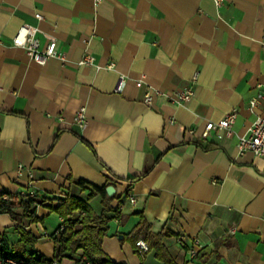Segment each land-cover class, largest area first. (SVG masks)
<instances>
[{
  "label": "crops",
  "instance_id": "0c3cea01",
  "mask_svg": "<svg viewBox=\"0 0 264 264\" xmlns=\"http://www.w3.org/2000/svg\"><path fill=\"white\" fill-rule=\"evenodd\" d=\"M24 23L38 26L41 47L54 39L65 60L39 64L14 46ZM86 53L93 61L78 63ZM186 87L193 94L179 100ZM262 89L264 0L219 9L213 0H0V199L15 215L0 211V235L54 257L64 199L104 209L82 179L115 188L106 194L119 216L109 212L101 239L115 264H264V157L240 151L236 134L200 136L231 109L232 129L245 132L262 112L249 105ZM80 107L83 125L74 122ZM24 189L36 192L35 219L23 213ZM141 218L147 230L135 236ZM137 239L150 243L144 256Z\"/></svg>",
  "mask_w": 264,
  "mask_h": 264
},
{
  "label": "built area",
  "instance_id": "2783aa9c",
  "mask_svg": "<svg viewBox=\"0 0 264 264\" xmlns=\"http://www.w3.org/2000/svg\"><path fill=\"white\" fill-rule=\"evenodd\" d=\"M99 1V0H96ZM225 0H213L214 5L217 9H219ZM37 19L41 18L39 13L35 14ZM39 28L37 25L24 23L18 27L16 32L11 38V42L14 46L22 47L26 53L30 56L32 60L39 64H44L47 62L49 58L55 57L60 59L61 61L65 60V54L57 47V43L54 39H49L47 44L43 47L40 46L38 34ZM93 56L91 54H84L83 57L78 61L80 64L91 63L93 60ZM113 65L109 64L108 68H111ZM125 80V76L120 74L118 87L119 90L123 85ZM142 78L136 80V86H140L142 84ZM151 89V88H149ZM148 90L144 96V102L149 104L151 102V93ZM193 94V90L191 87H186L182 91L178 92L179 100H186ZM258 103L262 104V112L257 115L256 119L253 123L247 128V130L243 133H236L232 129V123L236 117L237 111L236 109H231L223 118L218 121H208L205 124L203 131L200 133V136L204 139L207 138L211 131H215L216 134L221 136H231L236 134L238 139V147L240 151H251L253 154L264 157V89L259 91L256 96L249 100V105L251 107L256 106ZM74 122L80 125L86 123V117L84 113V107H80L77 109L74 115ZM191 133L194 132V128L189 127ZM20 168V167H19ZM20 196L25 198L33 199L36 196V192L34 189H24L20 191ZM6 199L7 196L4 195L2 197ZM131 202L135 201V197L129 196ZM60 220L63 222V218L60 217ZM63 227L60 226L59 230ZM57 230L56 232H58ZM182 242V240H180ZM136 251L140 256H144L148 250L149 246L144 239H137L135 242ZM200 243L198 239H193L192 243L189 246H186V251L190 256L194 257L198 253V247ZM0 264H68L63 261L59 257H52L50 261L41 262V261H23L17 259L13 256L9 255H0ZM73 264H91L87 257L83 254L76 258ZM124 264V263H119Z\"/></svg>",
  "mask_w": 264,
  "mask_h": 264
},
{
  "label": "trees",
  "instance_id": "16d2710c",
  "mask_svg": "<svg viewBox=\"0 0 264 264\" xmlns=\"http://www.w3.org/2000/svg\"><path fill=\"white\" fill-rule=\"evenodd\" d=\"M78 184L82 188H88L90 190L89 197L95 193L100 194L102 196L104 209L102 213L98 215L81 199L73 196L64 199L60 205L56 207L57 214L63 218V222L60 225H63V227L61 230H59L60 226L57 227L59 231L56 232V230L52 234L56 242L55 256L60 258L63 252H75L80 249L82 255L84 254L91 264H115L111 262L108 256L102 251L101 239H103L108 231L107 224L111 218L109 212H115V216H119V213L115 208L109 205L110 198H108L106 194L105 185L102 187L95 185L90 186L82 179L78 181ZM31 200V198L26 200L25 197H21L20 203L23 207V213L35 219V217H33L35 207ZM13 207V204L7 198L0 199V211L8 212L14 217ZM145 230H147V224L141 218L133 231L134 235L139 236ZM22 239L24 242L29 241L25 236H23ZM147 244L150 248V243L147 242ZM0 255L13 256L23 261L47 262L51 260V258L41 256V254H38L35 250L17 249V246L14 244L10 247L4 235H0Z\"/></svg>",
  "mask_w": 264,
  "mask_h": 264
},
{
  "label": "water",
  "instance_id": "95a60500",
  "mask_svg": "<svg viewBox=\"0 0 264 264\" xmlns=\"http://www.w3.org/2000/svg\"><path fill=\"white\" fill-rule=\"evenodd\" d=\"M105 189H106L108 196H111L115 192L114 186L109 185V184L106 186ZM26 200H28V198H26Z\"/></svg>",
  "mask_w": 264,
  "mask_h": 264
}]
</instances>
